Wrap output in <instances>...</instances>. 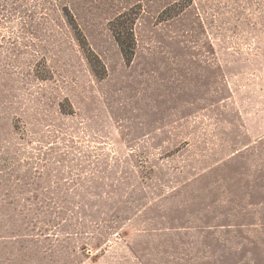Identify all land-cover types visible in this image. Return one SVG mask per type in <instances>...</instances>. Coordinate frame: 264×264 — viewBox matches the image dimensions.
<instances>
[{"label": "rangeland", "instance_id": "rangeland-1", "mask_svg": "<svg viewBox=\"0 0 264 264\" xmlns=\"http://www.w3.org/2000/svg\"><path fill=\"white\" fill-rule=\"evenodd\" d=\"M0 264H264V0H0Z\"/></svg>", "mask_w": 264, "mask_h": 264}, {"label": "trees", "instance_id": "trees-1", "mask_svg": "<svg viewBox=\"0 0 264 264\" xmlns=\"http://www.w3.org/2000/svg\"><path fill=\"white\" fill-rule=\"evenodd\" d=\"M131 10V13H123L111 23L113 35L127 60H131L135 53L134 27L139 15V11Z\"/></svg>", "mask_w": 264, "mask_h": 264}]
</instances>
